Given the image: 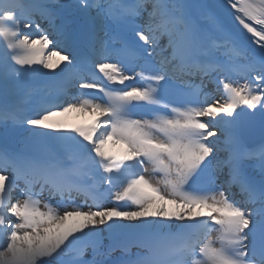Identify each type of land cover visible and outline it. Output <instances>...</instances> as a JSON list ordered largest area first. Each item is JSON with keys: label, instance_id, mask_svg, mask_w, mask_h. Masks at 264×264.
Returning <instances> with one entry per match:
<instances>
[{"label": "snow or ice", "instance_id": "6c2138e0", "mask_svg": "<svg viewBox=\"0 0 264 264\" xmlns=\"http://www.w3.org/2000/svg\"><path fill=\"white\" fill-rule=\"evenodd\" d=\"M0 125V264H264V0H0Z\"/></svg>", "mask_w": 264, "mask_h": 264}, {"label": "rangeland", "instance_id": "374dc122", "mask_svg": "<svg viewBox=\"0 0 264 264\" xmlns=\"http://www.w3.org/2000/svg\"><path fill=\"white\" fill-rule=\"evenodd\" d=\"M58 2H61V0H59ZM41 26L42 27H45L46 24L45 22H41ZM58 59V58H57ZM62 66V65H61ZM137 71H139V69H137ZM93 95V94H92ZM214 96H216L217 98H219V93H213ZM80 99H86V98H91V96H87V97H79ZM75 102V101H74ZM95 113L90 111V110H83V111H71V112H68V113H65L63 115H60V116H56V117H53V120L55 121H61L69 126H74L75 125V122L77 120H80V119H86V118H89L91 117L92 115H94ZM76 120V121H75ZM74 121V122H73ZM73 122V123H72ZM115 146H118V145H115ZM115 146H111V149L114 148ZM239 198V197H238ZM78 200L82 202L83 198L82 197H78ZM45 202H47V200L45 199ZM54 203V201H53ZM89 203H91V200L89 201ZM171 207V205H170ZM106 243V242H105Z\"/></svg>", "mask_w": 264, "mask_h": 264}, {"label": "bare ground", "instance_id": "6f19581e", "mask_svg": "<svg viewBox=\"0 0 264 264\" xmlns=\"http://www.w3.org/2000/svg\"><path fill=\"white\" fill-rule=\"evenodd\" d=\"M90 201V200H89Z\"/></svg>", "mask_w": 264, "mask_h": 264}]
</instances>
